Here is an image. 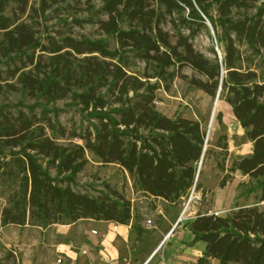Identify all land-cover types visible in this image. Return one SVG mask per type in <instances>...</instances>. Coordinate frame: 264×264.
<instances>
[{
	"label": "trees",
	"instance_id": "obj_1",
	"mask_svg": "<svg viewBox=\"0 0 264 264\" xmlns=\"http://www.w3.org/2000/svg\"><path fill=\"white\" fill-rule=\"evenodd\" d=\"M60 1L39 0L38 8L31 11L40 17ZM92 1L84 0L88 5ZM100 1L104 17L97 18L96 28L112 36L113 48L103 39L74 37L70 30L40 38L31 24L21 20L30 9L28 0H0V57L18 61L6 69L0 93L3 88L19 89L28 99L47 103L73 95L82 107L94 110L96 119L94 132L77 133L57 124L43 109L0 111V147H22L10 160L0 161L1 173L19 182L1 209V225L47 227L86 218L128 225L133 218L131 204L117 190L109 189L113 198H95L71 188L72 177L86 163V152L102 163L118 164L143 193L167 202L178 200L192 186L205 134L195 120L170 118L155 109L156 86L126 70L129 57L153 65L155 74L146 79L171 80L176 75L186 79L181 70L189 67L202 77L188 78L191 85L211 97L220 88L219 95L252 142L251 153L236 161L234 168L259 181L263 201L264 102L260 99L264 84L254 82L253 71L235 66L240 60L237 44L264 53V3L254 16L240 17L232 14V8H246L258 0H215L217 18L212 23L220 29L224 44L219 61L196 51L188 36L177 33L172 40L162 28L167 15L180 16L187 10L182 22L193 34L197 28L191 24L203 23L196 8L205 14L211 0ZM171 67L174 70L169 71ZM109 106H116L112 114L102 111ZM139 129L149 133L139 135ZM73 138L81 142L57 141ZM39 157L65 178L56 183ZM185 227L193 242L204 245L199 262L208 257L219 264H264V211L257 206L239 207L225 215L197 214Z\"/></svg>",
	"mask_w": 264,
	"mask_h": 264
},
{
	"label": "rangeland",
	"instance_id": "obj_2",
	"mask_svg": "<svg viewBox=\"0 0 264 264\" xmlns=\"http://www.w3.org/2000/svg\"><path fill=\"white\" fill-rule=\"evenodd\" d=\"M263 3L264 0H258L250 3L246 8H232V14L240 17H252L257 11L262 10ZM10 6L13 7L14 5ZM28 6L30 9L27 10L25 15L21 16V20L31 24L38 31L40 38H44L47 34H50V32L52 34L56 30H70L69 32L74 37L84 36L93 40L103 39L108 42L110 48L115 47L112 36L104 35L96 28L97 18L104 17L100 0H94L89 5L84 0H62L50 9L45 10L40 17H36V14L31 11V9L38 8L39 0H28ZM196 9L203 19V23L202 25L198 23L191 24L192 29L197 28V31L193 34L182 22L183 18H187V10L180 16L177 14L167 15L162 28L172 35V40H174L177 33L188 36L196 51L209 60H213L216 56L220 61L223 57L224 44L220 40V29L212 23L217 18L216 2L215 0L210 1L205 14L198 8ZM237 48L240 60L235 66L236 69L253 71L256 74L254 82L264 84V53L256 54L245 44H237ZM15 60L11 62L0 57V80L5 77L8 66H13L18 62ZM125 68L129 73L156 86L154 91L156 110L170 118L185 117L195 120L205 134L203 151L196 165L192 186L174 204L167 205V216L170 220L175 221L178 215L182 213L185 205L187 207L182 216L186 219L205 213L225 215L231 210L245 206H257L259 210L264 211V200L259 199V181L241 174L240 171L234 168L236 161L251 153L252 142L234 118L231 107L225 102L224 96L219 95L220 88L217 94L211 97L191 85L188 78L192 76L202 77L189 67H184L181 70V73L187 76L186 79L176 75L171 80H162L158 77L146 79L145 76L155 74L153 65H146L134 57L128 58ZM172 70H174V67L169 69V71ZM8 82L15 84V80H8ZM260 101L264 102V96ZM31 107L37 113L40 109H43L49 117L57 124L64 126L67 131L81 133L87 129L92 132L95 130L94 110L91 107H82L73 95L47 103L28 99L19 89L16 92L2 89L0 93V111L17 112L19 109L27 111ZM114 107L116 106H109L102 109V111L112 114L111 109ZM148 133L147 130H138L139 135H147ZM57 141L61 144L81 142L75 138L58 139ZM21 149L22 147H0V161L10 160ZM85 158L84 167L74 174L69 183L73 190L95 198L105 195L113 198L109 189L117 190L130 201L134 214L135 211H139L138 206L142 204L148 209L145 217L150 223L145 221L146 226L156 225V231L166 229L167 225L162 217L150 213V209L154 208L155 205L139 189L134 177L130 176L116 163H102L90 152L85 153ZM38 160L42 168L47 170L50 178H53L56 183L65 178L66 174H58L57 169L48 164L46 159L39 157ZM18 183L14 177H7L0 171V264H49L50 261L56 262L58 257H60L58 264H61L62 258L59 251H55V243L68 240V235H66L67 237L59 234L55 236L54 230L51 231L50 227L47 228L48 226L40 227L32 224L23 226L1 225V209L8 205V197L18 190ZM165 206V204L161 206L162 211L166 210ZM140 219L142 221V217ZM133 232L132 236H134ZM166 233V237L159 240L162 243L161 245L170 242L171 236ZM156 238V235L150 237V242L156 243L155 241L159 239ZM130 246L138 249L135 243H130Z\"/></svg>",
	"mask_w": 264,
	"mask_h": 264
},
{
	"label": "crops",
	"instance_id": "obj_3",
	"mask_svg": "<svg viewBox=\"0 0 264 264\" xmlns=\"http://www.w3.org/2000/svg\"><path fill=\"white\" fill-rule=\"evenodd\" d=\"M145 195L155 205L150 213L160 215L165 221L167 226L164 231H156V225L148 227L144 224L148 209L143 204L138 206L139 211H135V214L131 207L133 218L128 225L91 218L70 224H52L47 228L54 230L55 236L68 235V240L55 243V251H59L62 258L61 264H219L215 258L207 257L203 258V262L198 261L202 258L204 245L198 241L193 242L192 234L185 227L196 215L188 219L181 216L178 221L180 214L175 221H171L167 216V205L174 204L175 201L167 202L162 198ZM163 204L166 205L164 211L161 209ZM138 229L147 230L148 233H142ZM165 233L171 239L169 244L161 245L159 240L166 237ZM155 235L159 239L156 243H151L150 237ZM130 243H135L138 249L131 248ZM59 258L49 264H58Z\"/></svg>",
	"mask_w": 264,
	"mask_h": 264
},
{
	"label": "built area",
	"instance_id": "obj_4",
	"mask_svg": "<svg viewBox=\"0 0 264 264\" xmlns=\"http://www.w3.org/2000/svg\"><path fill=\"white\" fill-rule=\"evenodd\" d=\"M186 207H187V206L185 205V207L183 208V211H182L180 217L178 218V221L181 219V216H182V214L184 213ZM178 221H177V222H178ZM177 222H176V223H177ZM146 223H150V221H149V220H146ZM59 262H60V260L58 259V260H57V263H59Z\"/></svg>",
	"mask_w": 264,
	"mask_h": 264
},
{
	"label": "water",
	"instance_id": "obj_5",
	"mask_svg": "<svg viewBox=\"0 0 264 264\" xmlns=\"http://www.w3.org/2000/svg\"><path fill=\"white\" fill-rule=\"evenodd\" d=\"M219 91V90H218Z\"/></svg>",
	"mask_w": 264,
	"mask_h": 264
}]
</instances>
